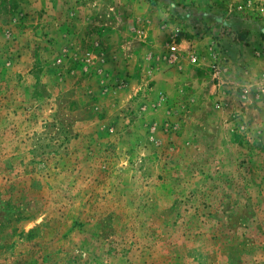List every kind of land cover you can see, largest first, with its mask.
I'll use <instances>...</instances> for the list:
<instances>
[{"label":"rangeland","instance_id":"1","mask_svg":"<svg viewBox=\"0 0 264 264\" xmlns=\"http://www.w3.org/2000/svg\"><path fill=\"white\" fill-rule=\"evenodd\" d=\"M174 1L0 0V264H264V0Z\"/></svg>","mask_w":264,"mask_h":264},{"label":"crops","instance_id":"2","mask_svg":"<svg viewBox=\"0 0 264 264\" xmlns=\"http://www.w3.org/2000/svg\"><path fill=\"white\" fill-rule=\"evenodd\" d=\"M172 1V0H171ZM173 2L175 3L176 1L173 0ZM174 3H171V4H174ZM176 4V3H175Z\"/></svg>","mask_w":264,"mask_h":264},{"label":"built area","instance_id":"3","mask_svg":"<svg viewBox=\"0 0 264 264\" xmlns=\"http://www.w3.org/2000/svg\"><path fill=\"white\" fill-rule=\"evenodd\" d=\"M176 47L175 46H173V49H175Z\"/></svg>","mask_w":264,"mask_h":264}]
</instances>
